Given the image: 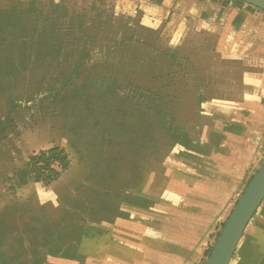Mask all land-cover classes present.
Returning a JSON list of instances; mask_svg holds the SVG:
<instances>
[{"label":"rangeland","instance_id":"1","mask_svg":"<svg viewBox=\"0 0 264 264\" xmlns=\"http://www.w3.org/2000/svg\"><path fill=\"white\" fill-rule=\"evenodd\" d=\"M18 2L24 9L33 2L40 20L57 23L71 47L55 61L32 64L13 80L0 81V232L5 234L0 264H61L73 256L79 227L102 218L94 208L107 169L121 167L126 180L147 169H161L158 160L168 145H157L154 151L161 133L149 132L153 140L139 129L145 103L125 98L127 90L108 98L106 90L115 86L114 79L124 86L156 88L161 81L150 77L162 69V50L171 47L157 32L142 29L137 15L118 14L106 0H0V10ZM203 38L191 35L181 47L204 80L202 92L217 96L230 77L229 65L212 55V42L204 45ZM81 52L87 58L80 64ZM5 56L0 50V58ZM188 82L179 88L183 94L175 108L179 124L192 129L193 137L201 120L193 113L198 92ZM76 91L87 94L73 96ZM54 146L64 148L68 170L49 186L29 183L17 188L13 172L31 155ZM118 185L117 180L114 188ZM263 216L264 201L230 264L246 257L242 249L248 243L259 246L262 237L254 239L252 233Z\"/></svg>","mask_w":264,"mask_h":264},{"label":"crops","instance_id":"2","mask_svg":"<svg viewBox=\"0 0 264 264\" xmlns=\"http://www.w3.org/2000/svg\"><path fill=\"white\" fill-rule=\"evenodd\" d=\"M106 1L118 14L139 16L171 48L191 35L204 37L212 55L229 65L230 77L199 107L195 149L174 146L161 169L132 191L154 204H122L126 216L85 225L73 256L61 264H204L264 161V12L222 0ZM257 235L259 246L248 243L238 264H257L264 255V216Z\"/></svg>","mask_w":264,"mask_h":264},{"label":"trees","instance_id":"3","mask_svg":"<svg viewBox=\"0 0 264 264\" xmlns=\"http://www.w3.org/2000/svg\"><path fill=\"white\" fill-rule=\"evenodd\" d=\"M222 1L244 5L243 3L229 0ZM21 4V2H18L5 10H0V50H4L6 53L5 58H0V81L4 79L13 80L17 75L25 72L32 64L55 61L71 47L69 40H66L64 35H62L57 23L42 22L40 20L39 12L34 8L33 2H28V6L25 9L21 7ZM247 7L255 9L251 6ZM138 24L142 29L154 33L157 32L160 36L159 31L142 27L139 23V16ZM161 57L162 69L157 71L158 75L150 77L151 81H154L155 77L158 81H161L156 88H141L134 84L124 86L121 85V81L114 79L115 86L112 89L106 90V96L116 99L119 95H124L122 91L127 90L125 98L130 101L132 100L131 102L137 103L139 101L145 103L146 106L142 111H139V121L142 127L140 124L138 127L141 131L148 132V138L150 137L153 140L156 138L154 139L153 134H149V132L161 133V137H159L158 141H155L156 144L152 145V149L157 151L159 149L157 145L163 143L168 145L167 151L158 160L162 167L164 160L174 146L178 145L191 151L195 149V140L189 133L192 129H185L181 126L176 116L177 108L175 106L177 107L183 94L181 91L178 92L179 88L185 89L189 85L188 80L190 79V83L194 85L192 88L198 92L194 96L195 110L193 113L195 112L199 115V107L206 99L202 88L206 86H204L203 78H201L192 63V56L185 54L181 46L162 50ZM86 58L87 54L81 52L78 58L79 63H83ZM176 85L179 86L178 89L175 87ZM0 91H2L1 88ZM86 94V92L76 91L73 96H83ZM131 143L134 145L133 140ZM147 150L149 151V149ZM69 165V158L64 148L54 146L31 155L23 167L13 172V179L16 181L17 188L26 186L29 183H41L44 186H49L57 181L62 173L68 170ZM133 170L135 172L138 171L136 168ZM156 171L147 169L141 176L136 178L133 175L127 178L128 180L121 178L125 177V175L120 176L122 172L121 167L114 172H110L107 169L105 176L101 173V175L103 174L100 177L101 191L98 192L99 199L96 202L94 212L98 213V216H102V218L83 223L79 227L76 232L74 250L79 241L82 228L85 225L90 223H112L115 218L126 216L121 212L122 204H129L140 208L151 207L154 204L151 200L138 196L132 193V191L142 184L147 173ZM253 176H251L250 180ZM117 180L119 185L114 188ZM110 191H113V193H110ZM68 214L66 212L65 219L67 220L71 218ZM62 222L60 220L57 223L61 224ZM223 225L224 223L220 228ZM218 235L219 232L216 234L215 240ZM4 238L5 234L0 232V243ZM211 250L212 246L206 251V258ZM33 264H41V262L40 260H35ZM257 264H264V255L260 257Z\"/></svg>","mask_w":264,"mask_h":264},{"label":"water","instance_id":"4","mask_svg":"<svg viewBox=\"0 0 264 264\" xmlns=\"http://www.w3.org/2000/svg\"><path fill=\"white\" fill-rule=\"evenodd\" d=\"M264 12V0H229ZM264 201V161L247 183L244 191L216 238L204 264H230L234 253L254 215Z\"/></svg>","mask_w":264,"mask_h":264}]
</instances>
